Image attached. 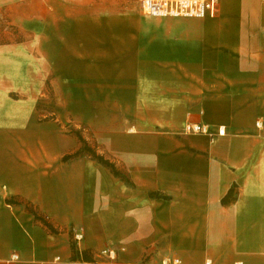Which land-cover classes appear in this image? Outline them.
<instances>
[{"label": "crops", "instance_id": "0c3cea01", "mask_svg": "<svg viewBox=\"0 0 264 264\" xmlns=\"http://www.w3.org/2000/svg\"><path fill=\"white\" fill-rule=\"evenodd\" d=\"M63 1L20 19L0 0L31 31L0 42V264H69L72 251L98 264L105 248L119 264H264V0H220L201 19ZM50 85L118 174L63 160L81 143L38 116Z\"/></svg>", "mask_w": 264, "mask_h": 264}, {"label": "rangeland", "instance_id": "374dc122", "mask_svg": "<svg viewBox=\"0 0 264 264\" xmlns=\"http://www.w3.org/2000/svg\"><path fill=\"white\" fill-rule=\"evenodd\" d=\"M62 5H64L65 2L63 0H59ZM96 1V9L97 13H126V12H133L136 8L137 0H95ZM40 5L41 0H17L16 5V12L18 16H20V19H23L25 15H30L32 10V17L39 18L40 16ZM12 18L14 17L8 15V10L6 8L0 9V42L3 41H14V40H20V39H27L31 36V31L25 30V32H21L18 29H15L10 24V21H12ZM38 112L41 117V114L47 115V116H53L59 117L60 126L63 128L65 132H69L71 130H75V128H79L80 133L84 138L89 137V130L88 126L85 124H80L78 127H74L72 124V119L70 114H67L58 107L56 104V94L54 92V89H52V86L50 85L49 92L46 93V97H44L43 101H41ZM76 254L74 251H72V256L69 261H81L80 258L75 257ZM77 260H76V259ZM96 262L98 264H107L106 260L103 258H96Z\"/></svg>", "mask_w": 264, "mask_h": 264}, {"label": "built area", "instance_id": "2783aa9c", "mask_svg": "<svg viewBox=\"0 0 264 264\" xmlns=\"http://www.w3.org/2000/svg\"><path fill=\"white\" fill-rule=\"evenodd\" d=\"M220 0H138L139 11L150 17H186L204 18L213 15ZM185 132L209 134V127L201 123H187ZM222 133V130H218ZM80 237L76 236L78 240ZM100 255L105 258L107 264H119L118 251L115 248H105ZM19 260V255L13 252L5 264H13ZM59 261V258H55ZM69 264H96L95 262H71ZM138 264H148L142 261ZM158 264H183L177 257L165 256Z\"/></svg>", "mask_w": 264, "mask_h": 264}, {"label": "trees", "instance_id": "16d2710c", "mask_svg": "<svg viewBox=\"0 0 264 264\" xmlns=\"http://www.w3.org/2000/svg\"><path fill=\"white\" fill-rule=\"evenodd\" d=\"M39 107V104L37 105ZM37 107V108H38ZM70 133L72 135H75L79 142L81 143V146L79 149H77L76 151H74L71 154H66L63 157V160L66 161L68 159L71 158H76L78 156H88L92 159L97 160L99 163H101L102 165L110 168L114 174H118L117 170L115 169V167L113 166L112 163H110L107 159L104 158L103 155L98 154L94 148H92L87 141L83 138L82 134L80 133L79 130H71ZM26 209L28 210V212L32 213L35 217V219L39 222H41L44 226H46L48 229H52L51 225L40 215L38 214V212L36 210H34L30 205H26ZM84 258H87L85 256V254H83Z\"/></svg>", "mask_w": 264, "mask_h": 264}]
</instances>
